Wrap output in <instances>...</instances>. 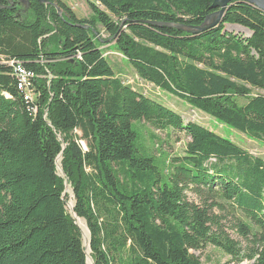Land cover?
<instances>
[{"label":"trees","instance_id":"1","mask_svg":"<svg viewBox=\"0 0 264 264\" xmlns=\"http://www.w3.org/2000/svg\"><path fill=\"white\" fill-rule=\"evenodd\" d=\"M29 1L25 12L0 0V264H88L67 182L94 264H204L191 252L207 245L264 264V160L124 85L103 49L114 43L143 81L264 143V12L234 0L219 27L191 35L171 26H201L214 0H94L89 19ZM10 62L35 73L33 102ZM136 121L190 139L167 176L136 151ZM226 205L250 222L237 225L246 253L213 213Z\"/></svg>","mask_w":264,"mask_h":264},{"label":"rangeland","instance_id":"2","mask_svg":"<svg viewBox=\"0 0 264 264\" xmlns=\"http://www.w3.org/2000/svg\"><path fill=\"white\" fill-rule=\"evenodd\" d=\"M62 1L72 8V10L75 12L79 19H89L93 16V13L89 6V2L95 3L94 0ZM13 3H11V5H13ZM101 9H103V7H101ZM226 30L231 33L242 34L245 37L251 36V33L248 30L238 26H227ZM102 35L103 38H108V35L104 32H102ZM103 49L105 50V56L107 57L108 62L112 66V69L124 85L131 86L134 90L178 113L182 116L185 125L189 123H196L202 127H205L215 132L216 134H219L225 138L232 140L234 143H236L238 146H240L253 156L264 160L263 142L252 140L247 136L220 124L219 122L215 121L213 118L204 114L203 112L193 109L190 105L183 102L182 100L156 88L150 83L143 81L136 75L135 70L127 62V60L117 52L114 43L106 44ZM258 92L259 91H255L254 94H258ZM133 129L138 135V138L135 142L136 151L142 155L153 158L155 160V165L158 169L157 171L160 176L165 177L169 173V159L172 160L174 158L179 157L183 158L185 156L187 144L190 142V139L184 133L173 131L164 133L161 131H155L151 128V126L142 121L133 122ZM76 134L79 136V138L82 137V133L80 131L76 132ZM153 139H155L156 141H153ZM79 143L85 151L88 150L86 141L79 140ZM59 160V169L63 172L61 164L62 156L58 158L57 164ZM59 165H57V167ZM62 172H59L61 176H63ZM67 183L65 184L68 190L67 193L70 194V200H68V210H70V213L72 215L71 211L74 208L75 201L70 184L68 183L67 186ZM187 196L189 201L195 202L196 204H201L203 202L193 193H188ZM213 213L222 218V224L225 230L231 235L234 240L241 243L244 253H246V248L248 244L246 240H244V238H242L241 235L238 233L237 229V225L240 222L250 224V222L245 218L243 213L233 207H230V205H226L224 210L215 207L213 209ZM72 216L75 217L74 215ZM81 221L83 223H80ZM76 223L82 232L86 252L88 251V253H91L89 249L90 247L87 244L88 240L90 241V232L88 230L87 224L83 219L80 218L76 220ZM191 253L192 255L199 258L204 264H252V262L246 259L238 261L233 260L220 249L212 245H207L203 250L198 252L192 251ZM88 264H90V260H88Z\"/></svg>","mask_w":264,"mask_h":264},{"label":"water","instance_id":"3","mask_svg":"<svg viewBox=\"0 0 264 264\" xmlns=\"http://www.w3.org/2000/svg\"><path fill=\"white\" fill-rule=\"evenodd\" d=\"M14 1H18L25 8V12L29 11V9H30V1L29 0H9V3L11 4ZM38 1L44 5H51V3H49L47 0H38ZM233 1L234 0H214L212 10H214L215 12L213 14L208 15L201 26L185 27V26L177 25V26H171V27H175L178 30L189 33L191 35H199V34H202L204 32H207L208 30L217 28L223 23L225 15H226L229 7H230V4ZM241 1L243 3L252 5V6L256 7L257 9L261 10L262 12H264V0H241ZM58 13L60 16H62L61 11H58ZM58 171L62 172V171H60L59 167H58ZM67 186H68V183H67ZM67 192H68V190L66 187L65 193H67ZM71 212H72V215L75 216V217H73V216L72 217L74 218L75 223H76V220L78 219V217L74 213V208L72 209ZM76 225H77V223H76ZM87 244L90 247V241L89 240H88ZM86 254L88 256V260H91L92 264H94L93 260L90 257V253H88V251H87Z\"/></svg>","mask_w":264,"mask_h":264},{"label":"built area","instance_id":"4","mask_svg":"<svg viewBox=\"0 0 264 264\" xmlns=\"http://www.w3.org/2000/svg\"><path fill=\"white\" fill-rule=\"evenodd\" d=\"M7 64L9 67L13 68L14 76L17 80L18 88L24 93L25 100L33 102L36 96L34 81L36 80L37 77L35 73L28 71L19 62H10ZM34 111L36 112V110Z\"/></svg>","mask_w":264,"mask_h":264},{"label":"bare ground","instance_id":"5","mask_svg":"<svg viewBox=\"0 0 264 264\" xmlns=\"http://www.w3.org/2000/svg\"><path fill=\"white\" fill-rule=\"evenodd\" d=\"M60 162V161H59ZM80 223H83L82 221ZM90 264H92L91 260H90Z\"/></svg>","mask_w":264,"mask_h":264}]
</instances>
